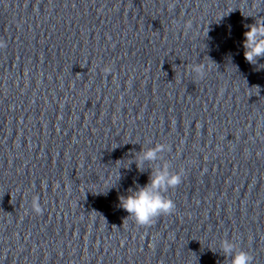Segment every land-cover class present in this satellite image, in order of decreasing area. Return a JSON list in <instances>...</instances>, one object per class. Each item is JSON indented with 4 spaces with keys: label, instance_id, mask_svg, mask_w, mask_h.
I'll list each match as a JSON object with an SVG mask.
<instances>
[{
    "label": "clouds",
    "instance_id": "obj_1",
    "mask_svg": "<svg viewBox=\"0 0 264 264\" xmlns=\"http://www.w3.org/2000/svg\"><path fill=\"white\" fill-rule=\"evenodd\" d=\"M247 31L244 32L243 48L244 58L249 64H257L264 58V17L255 18V22L245 25ZM6 47L3 40H0V48ZM200 77H203V69L199 66L193 69ZM168 150V146L158 143L154 147L142 152L138 157L137 168L142 169L144 161H153L161 152ZM182 182L180 173L170 172L167 165L153 172L149 183L136 190H129L130 194L120 197V207L131 216L134 221L141 226H147L161 216L171 214L175 209L172 199L166 197L164 193L169 188H175ZM32 210L40 214L42 207L39 197H34L31 202ZM222 251L226 257H230V264H252V257L245 251H236L234 243L228 239L222 242Z\"/></svg>",
    "mask_w": 264,
    "mask_h": 264
}]
</instances>
